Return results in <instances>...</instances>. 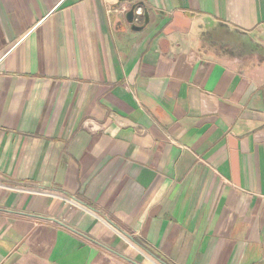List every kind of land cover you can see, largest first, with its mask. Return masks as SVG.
<instances>
[{"label": "crops", "instance_id": "obj_1", "mask_svg": "<svg viewBox=\"0 0 264 264\" xmlns=\"http://www.w3.org/2000/svg\"><path fill=\"white\" fill-rule=\"evenodd\" d=\"M0 264H264V0H0Z\"/></svg>", "mask_w": 264, "mask_h": 264}, {"label": "water", "instance_id": "obj_2", "mask_svg": "<svg viewBox=\"0 0 264 264\" xmlns=\"http://www.w3.org/2000/svg\"><path fill=\"white\" fill-rule=\"evenodd\" d=\"M135 10H136L135 6H132L130 8V12L127 13V15H126V21H127L128 25L131 26V30L139 32V31H142L144 29L145 25L148 23V13L145 12V14L143 16L145 19L144 26L138 27L135 25V22H134L135 18H136V11Z\"/></svg>", "mask_w": 264, "mask_h": 264}]
</instances>
